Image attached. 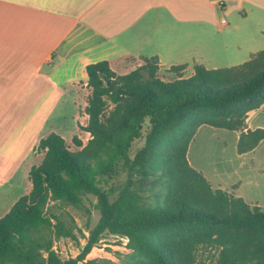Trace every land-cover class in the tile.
Listing matches in <instances>:
<instances>
[{
  "label": "trees",
  "instance_id": "16d2710c",
  "mask_svg": "<svg viewBox=\"0 0 264 264\" xmlns=\"http://www.w3.org/2000/svg\"><path fill=\"white\" fill-rule=\"evenodd\" d=\"M156 60L125 74L108 60L87 65L81 129L91 138L75 135L78 150L56 132L40 140L45 155L30 170L31 191L0 217V264H79L106 233L128 239L120 264H264V206L214 188L187 157L202 125L241 131L240 154L264 139V128L246 130L249 112L264 104V50L233 66L195 63L190 76L186 63L174 64L172 80L159 76ZM91 197L100 218L81 252L63 258L55 240L75 233L51 202L81 208Z\"/></svg>",
  "mask_w": 264,
  "mask_h": 264
},
{
  "label": "crops",
  "instance_id": "0c3cea01",
  "mask_svg": "<svg viewBox=\"0 0 264 264\" xmlns=\"http://www.w3.org/2000/svg\"><path fill=\"white\" fill-rule=\"evenodd\" d=\"M144 1L0 0V217L31 191L32 159L37 158L43 137L65 129L70 119L75 132H87L81 129L89 119L87 65L108 60L114 69L128 57L159 56L142 53ZM157 1L156 5L168 3ZM251 1L259 2L264 13V0ZM257 33L264 36V16ZM259 49L264 45L249 54ZM157 60L163 62L161 57ZM259 111H264V104L249 112L246 130L264 128L251 123ZM238 155L249 164V183L259 187L264 178V139ZM245 201L264 206L257 195Z\"/></svg>",
  "mask_w": 264,
  "mask_h": 264
},
{
  "label": "rangeland",
  "instance_id": "374dc122",
  "mask_svg": "<svg viewBox=\"0 0 264 264\" xmlns=\"http://www.w3.org/2000/svg\"><path fill=\"white\" fill-rule=\"evenodd\" d=\"M157 2L145 0L141 5L142 10L147 7L142 12L146 15L143 16L140 26L141 48L145 55L161 57L163 62L160 63L158 74L165 80L175 77V73L168 72L172 64L188 63L185 75L190 76L194 73L195 63H202L208 68L238 65L250 58L251 49L264 45V36L257 33L260 17L264 16L259 2L168 0L166 5H156ZM223 18L227 23H222ZM159 56L150 58L160 59ZM143 58L141 56L137 60L128 57L114 69L119 74L128 73L142 64ZM65 123V129L55 131L65 138L71 150L79 149L73 142L75 135L80 134L84 144L91 138L89 132L80 129L79 133L75 132L71 119ZM251 123L263 125L264 111H259L256 118L251 119ZM149 128L150 125L146 122L142 138L133 144L132 154L143 146ZM47 129H50V125ZM35 154L37 158L34 155L32 161H35L34 165H38L45 151L37 148ZM187 157L190 164L201 171L214 188L234 191L236 195L244 196L245 200L257 195L264 201V178L259 187L249 183V164L245 157L238 155L236 130L202 125L190 143ZM95 202L94 197L91 200L85 199L81 208L51 202V210L64 219L75 233V237L55 240L54 248L63 258L76 257L81 252L86 243L85 236L89 235L88 228L94 227L100 218V212L94 206ZM130 251L127 238L106 233L79 264H88L87 260L95 258L109 259L120 264L123 256Z\"/></svg>",
  "mask_w": 264,
  "mask_h": 264
},
{
  "label": "built area",
  "instance_id": "2783aa9c",
  "mask_svg": "<svg viewBox=\"0 0 264 264\" xmlns=\"http://www.w3.org/2000/svg\"><path fill=\"white\" fill-rule=\"evenodd\" d=\"M222 23H227L225 18L222 19Z\"/></svg>",
  "mask_w": 264,
  "mask_h": 264
},
{
  "label": "water",
  "instance_id": "95a60500",
  "mask_svg": "<svg viewBox=\"0 0 264 264\" xmlns=\"http://www.w3.org/2000/svg\"><path fill=\"white\" fill-rule=\"evenodd\" d=\"M156 62H157V63H161V61H160V60H156ZM116 87H118V85H117Z\"/></svg>",
  "mask_w": 264,
  "mask_h": 264
}]
</instances>
